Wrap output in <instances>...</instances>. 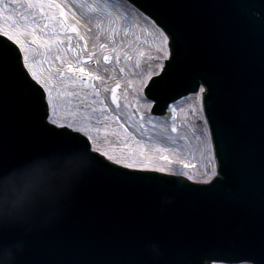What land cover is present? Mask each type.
<instances>
[{
	"label": "water",
	"instance_id": "1",
	"mask_svg": "<svg viewBox=\"0 0 264 264\" xmlns=\"http://www.w3.org/2000/svg\"><path fill=\"white\" fill-rule=\"evenodd\" d=\"M141 3L181 35L172 95L185 91V73L207 75L243 147L214 188L183 176L127 183L59 143L27 91L0 77V223L14 224L0 264H139L142 247L159 248L160 264H206L264 240V0Z\"/></svg>",
	"mask_w": 264,
	"mask_h": 264
},
{
	"label": "snow or ice",
	"instance_id": "2",
	"mask_svg": "<svg viewBox=\"0 0 264 264\" xmlns=\"http://www.w3.org/2000/svg\"><path fill=\"white\" fill-rule=\"evenodd\" d=\"M84 3L85 0H0V77L10 76L20 90L27 91L37 122L59 143L66 148L87 151L99 166L110 169L118 179L137 184L182 175L185 181L191 182L189 186L214 188L220 183L226 156L236 154L244 140L231 120L229 107L222 108L216 102V87L207 75L185 73V91L172 95L182 59L180 33L141 0H89L88 7L100 16V23L107 20L111 47L109 43H100L98 47L93 44L88 51V38L80 35L76 20L77 5ZM134 29H139V36ZM129 33L133 34L134 41L147 35L144 46L139 47L135 55L126 50L127 45L121 47L123 37ZM118 35L121 39L117 42ZM73 36H79L83 44L74 47ZM121 57L131 62L133 69L148 63L147 70L134 71L135 79L125 81L135 89L137 107L132 115L144 122L141 127L152 124L150 117H154L157 109L166 118L159 124L161 138L149 136L143 142L136 140L138 147L134 146L131 151L110 147L106 137L97 135L100 128L92 126V117H74L69 122L61 99L62 96H76L78 92L84 95L81 86L90 88L94 97H100L99 110L93 108V112L98 116L111 113L104 119L121 125L120 81L117 80L110 90L104 85V92L110 91L109 102L95 84L106 77L84 67L93 60L99 65L101 58L106 64L113 61L121 64ZM119 71L123 73L126 68L120 67ZM69 86H75V90L69 91ZM96 103L93 99L92 104ZM180 113L199 121L192 129L198 156L194 155L191 160L183 158L182 149L176 146L177 139L187 140V136L180 134ZM122 126L127 127L126 124ZM172 134H176L175 138ZM130 135L135 137L134 133ZM13 226L0 223V245L12 238ZM159 255V248L150 251L142 247L139 264H160L161 260L156 259ZM14 264H18V257ZM206 264H264V240L244 250H218L206 257Z\"/></svg>",
	"mask_w": 264,
	"mask_h": 264
},
{
	"label": "rangeland",
	"instance_id": "3",
	"mask_svg": "<svg viewBox=\"0 0 264 264\" xmlns=\"http://www.w3.org/2000/svg\"><path fill=\"white\" fill-rule=\"evenodd\" d=\"M78 22L80 23V25H82L80 21ZM92 34L93 33H89V37H92ZM74 37L76 36H73V38ZM100 43H106V42H99V44ZM80 45L82 44L80 43H75V45L73 44L74 47ZM131 53L135 55L133 52ZM97 55H99V53H97ZM121 59L123 61V57H121ZM122 64L124 66L126 64V66H128L131 69L130 70L131 73L127 71L123 73L121 72L117 73V71L119 70L118 64L115 63L114 61L112 63L106 64L102 58L100 60L99 65H97L93 60L85 63L84 67L88 68L89 70L101 76L106 77V79L103 82L95 81V84L98 88L101 89V96H107L109 102H110V91L105 93L104 85H107L108 89L110 90L114 86L117 80L120 81L122 88L118 93V95L121 98V104H122L120 110V112L122 113L121 121L122 124H126L127 127L122 126V124L118 125L113 120L104 119V116H110L111 113L105 112L104 115L98 116L96 112H93L92 110L93 108H96L97 111L99 110L100 97H94L93 90L90 88L85 89L83 88V86H81L80 91H82L84 95H80L78 92L76 96H62L61 99L64 102V108H65L64 114L67 115L69 122H71L74 117L76 119H88L89 117H92L91 120L92 126L100 128V131L97 133V135L100 138L106 137L109 141L110 147L122 151H131L133 150L134 146L138 147V145H136V140H140L141 142H143L144 140L148 139L149 136H154L158 139L161 138L162 129L159 127V124L162 122V120L166 118L150 117L152 119V124H145L144 127H141V124H143L144 122L140 121L138 119V116L132 115L133 110L137 107L134 99L135 89L125 84V81H132L135 79L133 75L134 71L139 72L142 70H147L148 63L142 64L141 68L139 69H133L131 62L123 61ZM100 66L102 67V69H100ZM105 68H107L108 71H105ZM113 69H115V71H113ZM136 82L138 83V81ZM125 88H127V91H125ZM68 90L69 91L75 90V86H69ZM93 99H96L97 101L95 105L92 104ZM125 104L131 106L125 107L124 106ZM112 107H114V105ZM140 111H143L142 107ZM178 115L180 118L179 119L180 134L187 136V140L177 139L176 146H179L182 149L183 158L191 160L194 155L198 156V153L196 151L197 141L195 139V133L192 131V129L197 127L199 121L196 119V117L191 115L185 116L183 113H180ZM168 123H170V120H168ZM154 125L156 126L155 128L153 127ZM130 133H134L135 137L130 135ZM172 135L175 138L176 134H172Z\"/></svg>",
	"mask_w": 264,
	"mask_h": 264
},
{
	"label": "bare ground",
	"instance_id": "4",
	"mask_svg": "<svg viewBox=\"0 0 264 264\" xmlns=\"http://www.w3.org/2000/svg\"><path fill=\"white\" fill-rule=\"evenodd\" d=\"M68 2H71V0H68ZM88 3H89V0H85V3L83 6L77 5V11L79 14L76 17V20L82 23V25H80L79 23L80 35H83L88 38V43H89L88 50H92L91 45L93 44L97 45L98 47L99 42L109 43L111 47L110 37L108 34L109 25L107 23V20H105L104 23L101 24L100 16L97 13L90 11L88 7ZM134 32H135V35L137 36L140 35L139 29H134ZM89 33H93L92 37H89ZM72 39H73L74 45L75 43L83 44V41L79 40V36H76ZM120 39H121V35H118L116 37L117 42ZM123 39H124V45H121V47H124L125 45H127L128 47L126 48V50L128 51L130 50L131 52L135 54V52L137 51L139 47L144 46L143 40L147 39V35L145 34V36L140 41H134L133 34L129 33L128 36L123 37ZM61 47H64V45H61ZM125 66L122 63L118 64V69H120V67H125ZM100 69H102L101 66H100ZM130 70L131 69L128 66H126V71L131 73ZM117 73H120V71L118 70ZM181 106H184L183 102H181Z\"/></svg>",
	"mask_w": 264,
	"mask_h": 264
}]
</instances>
